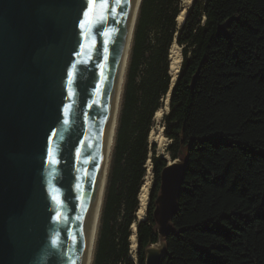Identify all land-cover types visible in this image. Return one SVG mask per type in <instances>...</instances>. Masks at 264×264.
<instances>
[{
    "label": "trees",
    "instance_id": "16d2710c",
    "mask_svg": "<svg viewBox=\"0 0 264 264\" xmlns=\"http://www.w3.org/2000/svg\"><path fill=\"white\" fill-rule=\"evenodd\" d=\"M183 5L141 1L93 264H145L147 246L160 241L154 211L168 160L149 135L170 89L175 41L184 59L164 132L188 168L162 264H264V0H193L179 25ZM150 150L155 179L132 258Z\"/></svg>",
    "mask_w": 264,
    "mask_h": 264
},
{
    "label": "water",
    "instance_id": "95a60500",
    "mask_svg": "<svg viewBox=\"0 0 264 264\" xmlns=\"http://www.w3.org/2000/svg\"><path fill=\"white\" fill-rule=\"evenodd\" d=\"M134 1L0 0V264H86ZM187 168L162 170L145 264L167 254Z\"/></svg>",
    "mask_w": 264,
    "mask_h": 264
},
{
    "label": "bare ground",
    "instance_id": "6f19581e",
    "mask_svg": "<svg viewBox=\"0 0 264 264\" xmlns=\"http://www.w3.org/2000/svg\"><path fill=\"white\" fill-rule=\"evenodd\" d=\"M141 1L142 0L134 1L132 16H131V20H130V24L128 28L126 52H125L123 68H122V73H121V78H120V89H119V94L117 98L115 113H114L111 132H110L109 144H108L106 161H105V168H104V173L102 176V181H101V186H100V191H99V196H98V201H97V207H96V212H95V217H94V222H93V227H92V232H91V237H90L86 264H93L98 228L100 224L101 211H102L106 183H107V177H108L111 157H112V153L114 149V144L116 140L117 127H118L121 102H122V95H123L124 84H125V79H126V74H127V69H128V63H129L130 52H131V47H132V42H133L135 25H136L137 17L139 14ZM191 2L192 0L184 1L183 8L178 15V20L180 22L184 20L185 15H186V10L190 6ZM170 59H171L170 71L173 77V81H175L180 73L181 64L183 60L182 48L180 47V45H178L176 41L173 42L171 46ZM168 110H169V97L166 96L165 106L160 107L157 110L156 116L159 119H161L163 115H165L168 112ZM163 129L164 127L161 125L159 128V133H157L155 130H152L150 133V140L157 142L158 154L165 155L166 157H170L169 152L167 150L169 138L166 137V135H164ZM150 188H151V179L150 178L145 179L141 187L140 193H139V206L136 212L137 218L136 220H134V222L131 225V235L129 239H130V255L132 258L135 257V253L138 247V235H137L138 222L140 220L145 219L147 215Z\"/></svg>",
    "mask_w": 264,
    "mask_h": 264
},
{
    "label": "rangeland",
    "instance_id": "374dc122",
    "mask_svg": "<svg viewBox=\"0 0 264 264\" xmlns=\"http://www.w3.org/2000/svg\"><path fill=\"white\" fill-rule=\"evenodd\" d=\"M184 1L185 0H183V3H184ZM165 106V99L163 100V105L161 106V107H164ZM168 112H169V110H168ZM167 112V113H168ZM166 113V114H167ZM154 120H155V122H154V125H153V127H152V129H151V131L152 130H155L157 133H159V128H160V126L162 125L163 127L165 126V120H164V115H163V117L161 118V119H159L156 115H155V117H154ZM151 131H150V133H151ZM163 133H164V135H166L165 134V132H164V129H163ZM168 137V136H167ZM169 138V137H168ZM149 141H150V143H156L157 144V142L156 141H151L150 140V135H149ZM172 143V139L171 138H169V141H168V145H167V150H168V147L170 146V144ZM169 151V150H168ZM169 153H170V157H168V160H171L172 159V155H171V152L169 151ZM152 154H153V152H152V150H150V152H149V158H148V160H147V163H146V168H147V170H146V174H145V176H144V181H145V179H148V178H150L151 179V188L153 187V183H154V179H155V176H154V164H153V160H152ZM157 154H158V152H157ZM158 155H160V154H158ZM162 156V155H161ZM179 160H182L183 158L181 157V158H178ZM149 162H150V164H149ZM151 188H150V190H151ZM100 226V225H99ZM134 258H137V253H135V257Z\"/></svg>",
    "mask_w": 264,
    "mask_h": 264
},
{
    "label": "snow or ice",
    "instance_id": "6c2138e0",
    "mask_svg": "<svg viewBox=\"0 0 264 264\" xmlns=\"http://www.w3.org/2000/svg\"><path fill=\"white\" fill-rule=\"evenodd\" d=\"M97 0H89V12L92 11L93 8H95ZM85 16L89 18V20L91 19V17L89 16V13H85ZM83 23L81 24V27H83Z\"/></svg>",
    "mask_w": 264,
    "mask_h": 264
}]
</instances>
